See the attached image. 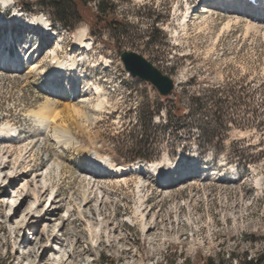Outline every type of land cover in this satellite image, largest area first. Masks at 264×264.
Listing matches in <instances>:
<instances>
[{
    "label": "rangeland",
    "instance_id": "374dc122",
    "mask_svg": "<svg viewBox=\"0 0 264 264\" xmlns=\"http://www.w3.org/2000/svg\"><path fill=\"white\" fill-rule=\"evenodd\" d=\"M114 1L129 25L104 32L99 39L85 23L69 31L49 18L56 37L42 35L39 29L32 33L28 22L41 13H25L27 20L21 17V25H16L5 15L21 11L16 0L0 5V126L6 121L14 125V141L37 140L22 151L17 144L11 148L10 143L0 144V169L7 161L3 171L7 176L3 181L0 176V264H200L207 258L214 264H242L257 258L264 252V24L227 13L225 3L210 9L202 0ZM189 9L193 11L188 14ZM185 15H189L187 25ZM229 19L233 21L228 25ZM83 29L92 43L88 50L74 48ZM27 34H32L27 40L38 48L41 69L52 68L48 51L62 39L60 58L85 59L78 62L83 86L104 88L107 103L102 109L94 99L82 107L81 116L66 112L61 103L44 109L66 124L72 141L52 132L46 138L36 130L30 112L47 100L40 85L47 78L40 74L27 79L26 68L11 73L5 66L4 57L13 59ZM151 38L158 42L151 43ZM119 50L143 55L174 78L188 106L194 93L214 91L215 150L200 158L195 139L207 121L204 114H190L179 134L166 127L163 106L151 121L158 104L164 103L163 96L150 82L126 70ZM191 77L195 82H189ZM55 93L47 94H53L55 101ZM241 151L258 160L246 166L229 160ZM88 152L116 164L154 163L161 169H143L147 181L139 197L132 181L136 174L127 187L116 186L107 176H95V181L91 178L95 172L86 177ZM54 161L62 166L61 174L51 173L48 181L36 178ZM223 169L225 180L208 176L211 170ZM11 170L15 176H10ZM233 177L236 183H230ZM258 179L262 186L256 184ZM26 183L30 189L17 204L21 202V211H31L32 233L19 223L21 217L16 219L18 212H12V198ZM84 192L90 202L80 206ZM95 207L102 209L97 216L92 213ZM138 208L145 214L147 230L141 216L135 215ZM47 210L53 214L48 227L40 221ZM64 215L67 221L59 235V218Z\"/></svg>",
    "mask_w": 264,
    "mask_h": 264
},
{
    "label": "bare ground",
    "instance_id": "6f19581e",
    "mask_svg": "<svg viewBox=\"0 0 264 264\" xmlns=\"http://www.w3.org/2000/svg\"><path fill=\"white\" fill-rule=\"evenodd\" d=\"M12 2H13V0H0V5L6 6L8 4H11ZM202 3L205 5L204 7H208L210 9H213L219 3H222V4L225 3L223 5V7L226 6L224 8H226L225 10L227 11V13H231V14H234L236 16L243 14L244 17L251 19L253 21V23L255 22V23H259V24H264V0H255V3H252L249 0H202ZM232 4H234V5H232ZM192 11L193 10L189 9L187 13L189 14ZM23 14L24 13L22 11H15V14H13L14 16L12 17V19L20 20V18L23 17ZM188 17H189V15H185V19H184L185 25H187ZM232 21H233L232 19H229L228 25ZM28 23L30 25V28L32 26H33L32 28H34V29H31L32 33H34L35 29H36V27H34V26H37V27H39V29H42V30L44 28L49 29V27H50L49 20L47 19V17L44 14L39 15L36 18L31 19ZM251 26L252 25H250L248 27H251ZM43 33H45L44 30L42 31V35H44ZM51 33L54 35V32L51 31ZM85 35H86L85 29H83L79 32L77 39L75 40L76 44L74 45V48L83 49V50L87 49L88 50L91 47L92 43L86 39ZM30 41H31L30 39L27 40L26 42H24V46L19 47V49L17 50V53L13 59H9V58L6 59L4 57L3 61H5L4 62L5 66H6V63H7V65H9L6 67L8 68V71H10L11 73H14L18 70L26 68V78L27 79H34L35 80L40 74H43V76H45L47 78L46 83L40 84L41 87H43L46 91L47 100L44 103H42L39 110H33L30 112L31 115H33V117H34V120H35L34 122H36V124H35L37 126L36 130H38L39 135H44V136H46V138L52 132V135L55 137L61 136V138L63 137L66 140L72 141L73 138H72L71 134H69V131L67 130V128H65L66 124L62 125L61 123H59L57 121V118H55V116H53L51 114L47 115L44 112V109H46V108L51 109L53 102L55 104L61 103L62 105L64 104V106L66 107L64 109L66 112L71 113V114L75 113V114L81 116L82 114H84L82 107L87 106L88 103L90 101H92V99L96 100V107L98 109H102V108H104L105 104L107 103V97L104 95V88L100 85H94V84H91V85L88 84L86 86L85 85L83 86V83H84L83 77L84 76L80 75L81 71L78 69V67L80 66L78 62L79 61L82 62L85 59H82L83 57L78 59V58H75L73 56H70V57L67 56L64 58H60L59 57V51L63 48L62 39H60L58 42H56L55 45H53L48 51L50 56H51V65H52V68L50 70L41 69V65L38 63V56H37L39 53L36 54V51L38 50V48L35 49L33 42H30ZM25 49H27V50L24 52ZM28 51H29V54H27ZM13 66H15V69L13 68V70H12L11 67H13ZM0 68L2 69V67H0ZM3 68H4V66H3ZM52 79L54 81L50 82V80H52ZM62 81H65V84L60 83ZM48 92H51V93L56 92L55 93L56 96L54 97V98H56L55 101L53 100V98L50 97L53 94H47ZM54 107H52V108H54ZM65 116H67V115H65ZM64 117H62V118H64ZM36 130H35V132H36ZM60 134H62V135H60ZM15 135H17V130L14 127V125L12 123H10L9 121H6L5 123H3L0 126V144H2V145L5 144V146H6V144L10 143L8 148H11L13 146V144H17V145H19V149H21V151H22V150L28 149L29 147L32 148L37 142L36 139L30 140L29 143H25V141H24L25 139H19V140L14 141ZM38 136H36V137H38ZM84 158H85V162H86V168H84L85 173H86L85 174L86 177L89 175H92L95 172V175H92L91 178L94 177V179H95V176H99V177H106L107 176V177H109L110 180H114V182H116V186L118 185V186H126L127 187L129 185L130 178L134 174H136L137 177L134 180H132V179L131 180L133 181L135 187L137 188V192L139 194V197H142L141 192L143 190H141L142 189L141 187L144 186L143 184H145L147 181L143 177V169L153 168L157 172H159L161 169L160 165H157L154 163H148V164L138 163V164H124V165L116 164L110 158H106V157L101 156L95 152H88V154L84 155ZM6 166H7V161L3 162V165L1 166L2 168L0 169V176H2V181L7 176V173L3 172V171H5ZM60 169H62V166L60 165L59 161L58 162L54 161L51 164V166L46 167V170L44 172H42V174L36 175V178L38 176H43L42 181H48V177L51 175V173H54L57 171H59V173H60L61 172ZM9 172H11L10 176L16 175L13 173L12 170ZM17 172H19V171H17ZM211 175H212V177H213V175H215L217 177V179L225 180L226 175H227V171L225 169L220 170V171L211 170L208 176H211ZM195 177L196 176L194 175V178ZM96 179H95V181H97ZM186 180H189V179L186 178ZM200 180L204 181V180H206V178L200 179ZM229 181H230V183H233V182L236 183V177L230 178ZM261 181H262L261 179H258L255 182L258 186H262L263 184L261 183ZM98 184H99V182L97 183V185ZM29 189H30L29 183H26L23 185V187L21 189L16 191L17 195H15V199L12 198L13 204H14V205H12V208H13L12 212H13V214H16L18 212V214L16 215L17 216L16 219L21 217V220L19 221V223L24 224L27 232L32 233L35 230V226H34L33 216H31L32 215L31 211H29V209H28V210H25L23 212V211H21V202H19L17 204V201L19 199H23L24 197L27 196V191ZM46 192H47V190L44 192V194ZM85 193L86 192H84V195H82V201H81L80 206H82L83 204L86 205V204H88V202H90V201H88L89 200L87 198L88 196ZM38 196H39V193L37 192L36 198ZM104 196H105V194H104ZM104 196L102 195L101 199H103ZM99 201L100 200H98V204L101 205L103 203V201H101L100 203H99ZM50 207H51V205L49 206V209H50ZM50 210H53V209H50ZM101 210L96 209V207H95V210H93L92 213L96 214V212H98V211L102 212ZM27 211H28V213H26ZM68 211H70V210H68ZM79 212H80V214L83 215L82 210H80ZM90 214H91V211H90ZM97 215L98 214H96V216ZM99 215H101V214H99ZM135 215L141 216V218L143 220L142 227L144 230H147L148 228H147V222L145 221V214L142 212V210L140 208L137 209ZM52 216H53V214L49 213V211L47 210L40 221L44 220L43 222H45V226L48 227L49 222L51 220H53ZM59 221H60V228L58 229L57 233H59V235H62V233L64 232L63 231L64 230V224L67 221V219L65 218V215L61 216L59 218ZM98 225H99V223H98ZM98 225H97V227H99ZM96 231H99V230L97 229ZM52 234H55V229L52 230ZM58 237H60V236H58ZM61 259H62V255H58V260H61Z\"/></svg>",
    "mask_w": 264,
    "mask_h": 264
},
{
    "label": "trees",
    "instance_id": "16d2710c",
    "mask_svg": "<svg viewBox=\"0 0 264 264\" xmlns=\"http://www.w3.org/2000/svg\"><path fill=\"white\" fill-rule=\"evenodd\" d=\"M17 5L24 11L34 14H45L55 25L69 31H74L79 25L85 23L89 27L90 34L99 39L104 32H118L128 27L118 14V4L114 0H16ZM154 32L157 30L153 27ZM157 38H151V43H157ZM195 77L189 79L190 83L195 82ZM205 91V94L196 92L189 99V106L183 98V93L177 88L158 104L156 112L151 114V121L155 114L160 113L161 106L167 114L166 127H169L175 134L184 130L187 117L191 114H204L207 121L199 127L201 134L195 139L198 143L200 158L206 155L210 149L215 150V138L211 134L217 114V103L213 90ZM169 102V103H168ZM155 137L151 135V142ZM189 141H192L190 138ZM185 147V146H184ZM144 157V156H139ZM242 166H246L258 159L241 151L229 158ZM187 260V259H186ZM188 264V263H187ZM200 264H214L211 258H207ZM221 264V263H219ZM242 264H264V252L257 258L244 261Z\"/></svg>",
    "mask_w": 264,
    "mask_h": 264
},
{
    "label": "water",
    "instance_id": "95a60500",
    "mask_svg": "<svg viewBox=\"0 0 264 264\" xmlns=\"http://www.w3.org/2000/svg\"><path fill=\"white\" fill-rule=\"evenodd\" d=\"M126 70L134 77L150 82L163 97L169 96L176 88L177 81L164 73L143 55L129 50H119Z\"/></svg>",
    "mask_w": 264,
    "mask_h": 264
}]
</instances>
